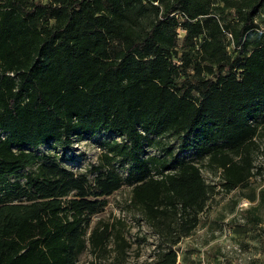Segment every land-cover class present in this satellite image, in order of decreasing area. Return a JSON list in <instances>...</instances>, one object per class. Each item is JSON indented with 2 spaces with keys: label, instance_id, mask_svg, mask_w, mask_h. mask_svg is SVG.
<instances>
[{
  "label": "trees",
  "instance_id": "obj_1",
  "mask_svg": "<svg viewBox=\"0 0 264 264\" xmlns=\"http://www.w3.org/2000/svg\"><path fill=\"white\" fill-rule=\"evenodd\" d=\"M263 126L264 0H0V264H128L122 220L89 228L124 182L156 236L142 264H174L215 189L202 161L246 185ZM100 133L90 178L39 153Z\"/></svg>",
  "mask_w": 264,
  "mask_h": 264
},
{
  "label": "rangeland",
  "instance_id": "obj_2",
  "mask_svg": "<svg viewBox=\"0 0 264 264\" xmlns=\"http://www.w3.org/2000/svg\"><path fill=\"white\" fill-rule=\"evenodd\" d=\"M110 138L108 133L78 136L64 152L62 149L44 145L39 148V153L55 155L60 158L63 166L90 178L96 174L92 167L102 159L101 154L106 150L105 141ZM254 141V174L246 185L227 193L222 191L219 170L210 169L205 165L206 161H202V176L206 183L214 185L215 189L207 201L206 211L199 226L181 243L185 252L190 248L197 250L192 254L187 253V260L183 257L185 264H192L190 261L198 264L199 260L200 264H227L226 261L230 264H264V204L260 203L257 196L259 188L264 187V126L259 128ZM168 142L174 144L172 139ZM149 151L156 153L153 149ZM182 156L189 159L193 158L194 154L185 152ZM130 189L131 185L124 182L118 190L107 196L106 205L100 212L91 216L89 228L96 223H114L117 219L122 220L125 237L130 242L126 261L128 264H142L153 256L156 236L143 221H137L140 214L128 207ZM248 210L259 219L256 228L243 232L228 225L231 221L242 223L245 218L243 213ZM142 236L145 240L141 239ZM137 238L141 239L140 242ZM208 250L213 255L209 261L205 258ZM91 261L93 256L85 249L79 255L77 264H90ZM100 263L106 262L100 260Z\"/></svg>",
  "mask_w": 264,
  "mask_h": 264
},
{
  "label": "built area",
  "instance_id": "obj_3",
  "mask_svg": "<svg viewBox=\"0 0 264 264\" xmlns=\"http://www.w3.org/2000/svg\"><path fill=\"white\" fill-rule=\"evenodd\" d=\"M181 250L182 248L176 252V260L174 264H183L182 258H181Z\"/></svg>",
  "mask_w": 264,
  "mask_h": 264
}]
</instances>
